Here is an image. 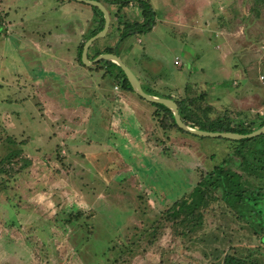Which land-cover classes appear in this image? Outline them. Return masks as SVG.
<instances>
[{
    "label": "rangeland",
    "instance_id": "1",
    "mask_svg": "<svg viewBox=\"0 0 264 264\" xmlns=\"http://www.w3.org/2000/svg\"><path fill=\"white\" fill-rule=\"evenodd\" d=\"M149 1L154 30L128 32L119 48L143 87L174 99L204 92L212 117L264 115V0ZM88 9L0 0V264H221L227 254H264L258 214H236L220 190L193 231L166 214L231 149L251 157L260 138L162 128L156 106L80 63ZM121 19L141 22L138 4ZM108 37L102 46L115 42Z\"/></svg>",
    "mask_w": 264,
    "mask_h": 264
},
{
    "label": "trees",
    "instance_id": "2",
    "mask_svg": "<svg viewBox=\"0 0 264 264\" xmlns=\"http://www.w3.org/2000/svg\"><path fill=\"white\" fill-rule=\"evenodd\" d=\"M103 2L106 6L109 4H117L118 9L117 13L113 14V20L111 18V25L116 27V30H113L107 34L111 41L114 40V35L118 33V37L115 42L105 43L101 45V39L93 42L91 47L93 48L94 55L91 58L106 53V52H116L119 55L120 43L125 39L128 32H144L146 30L151 31L152 27L155 24L156 13L155 10L151 7L149 0H99ZM131 2L138 4L139 9L143 20L128 22L127 20L121 19L123 9L127 7ZM93 11L95 12L93 18V27L88 31L87 39L99 32L105 23V18L103 12L96 6L90 5ZM6 14V13H5ZM7 16L0 13V32H4L3 22L4 18ZM116 19V20H115ZM4 23V22H3ZM124 24V31H120L121 25ZM110 25V26H111ZM128 29V30H127ZM106 35V36H107ZM84 46V41L80 45L79 52V61L88 69H99L96 71H102L103 78L106 75H110L116 80V83L125 90L134 92L126 74L122 68L115 62L111 60H102L94 63L91 66H87L82 61V50ZM90 50V49H89ZM103 63V65L101 64ZM144 90L150 94L163 96L155 92L151 87L150 89ZM138 95V94H137ZM139 96V95H138ZM140 98H143L139 96ZM164 97L174 98L171 95H166ZM206 93H201L196 97H184L181 99H175L179 106V113L181 118L188 125L209 131H232L237 133H249L252 132L264 125V115H256L250 121H242L232 117L231 115L227 116H216L212 117L209 112V107L211 105H203L200 101L206 100ZM146 100V99H145ZM149 102V101H148ZM152 105L156 106L154 111V116L159 117L161 122V127L167 129L175 128L176 130L182 131L183 133L191 134L182 130L176 123L173 112L162 103H153L149 102ZM156 117V118H157ZM194 135V134H192ZM223 138V137H220ZM260 138L261 145L258 146V152L255 150L252 151L251 157H248L250 154L245 151V148H235L233 153H229L226 160L221 164L217 165L212 169L208 174L203 175L198 183L194 186L192 191L187 197L176 200L173 205L167 209V219L173 221L176 224L177 220H180L181 223L185 225L186 230L193 231L198 228L203 222V208L208 206L216 196V191L220 190L222 192V197L227 203V205L235 209V213L240 216H245L248 218L254 219L255 215L258 214L259 224L264 225V216L262 214V206H264V134L259 136L240 139L241 141H247L249 139ZM227 139V138H226ZM259 147H261L259 149ZM238 156L239 161L235 160L232 162V156ZM256 156L257 161L252 160ZM258 155V156H257ZM12 155L5 157L4 161H11ZM230 159V160H229ZM231 161V162H230ZM253 162L251 165L249 162ZM224 163L226 166L224 165ZM230 163L236 164L237 168H232ZM24 164H28L26 159ZM237 169L254 177L255 180L251 181L249 179H244L241 172H238ZM261 208H260V207ZM256 212V214H254ZM261 219V220H260ZM178 225H176L177 229ZM261 240L264 243V233H261ZM221 264H264V254H255L252 256H238L236 254H227L224 256Z\"/></svg>",
    "mask_w": 264,
    "mask_h": 264
},
{
    "label": "water",
    "instance_id": "3",
    "mask_svg": "<svg viewBox=\"0 0 264 264\" xmlns=\"http://www.w3.org/2000/svg\"><path fill=\"white\" fill-rule=\"evenodd\" d=\"M77 1H83L90 5H94L98 7L103 12L104 18H105L104 27L99 32H97L95 35L90 37L87 41H85L84 43L83 50H82V60H83V63H85L87 66H90L102 60H111L117 63L122 68L124 73L126 74L136 94L143 97L149 102L164 104L166 107H168L173 112L177 125L182 130L189 132L191 134H194L197 136L223 137V138L235 139V140L255 137V136L264 134V125L249 133H237V132H232V131H209V130L198 129V128L192 127L188 125L187 123H185L183 119L181 118V115L179 113V106L174 98L157 96V95H153V94L146 92L138 76L120 58V56L116 52L102 53L96 56L95 58L90 59L88 56L89 48L93 44L94 41L100 38H104L108 34V31L111 25V15H110L109 10L107 9V6L99 0H77Z\"/></svg>",
    "mask_w": 264,
    "mask_h": 264
},
{
    "label": "crops",
    "instance_id": "4",
    "mask_svg": "<svg viewBox=\"0 0 264 264\" xmlns=\"http://www.w3.org/2000/svg\"><path fill=\"white\" fill-rule=\"evenodd\" d=\"M117 6V5H116ZM108 7H110V6H107V9L109 10V12H110V15H111V18H112V20H113V14H116L117 13V11H113V7H110V8H108ZM125 9H126V7L123 9V13H122V15L123 14H125ZM81 10V8H74V12H79ZM89 10V9H88ZM91 10V11H90ZM89 10V12L91 13V12H93V9H90ZM82 12L84 13V12H86L85 10H83L82 9ZM86 20H87V24L85 25V26H83L82 28H81V32H83V33H85V32H88L92 27H93V22L91 21V20H89V18L88 17H86ZM155 24H156V22H155ZM155 24H154V26L152 27V30H154V28H155ZM151 30V31H152ZM140 40V39H139ZM124 41V40H123ZM122 41V42H123ZM121 42V43H122ZM121 43H120V47H121ZM123 49H127V52L126 53H124V54H126V56L124 55V57H130L131 56V53H130V50L128 49V48H126L125 46H123ZM88 56H89V52H88ZM89 58H90V56H89ZM91 59V58H90ZM93 59V58H92ZM178 59V58H177ZM176 60V59H175ZM93 65V64H92ZM91 66V65H90ZM139 67H141V66H139ZM88 69V68H87ZM95 72H97V71H95ZM101 73V72H100ZM99 73V74H100ZM137 76H138V78L140 79V81H141V79H142V77H141V75L139 74V72H138V74H136ZM153 75H155V74H153ZM160 76V75H159ZM152 77V76H151ZM143 81V80H142ZM114 89L115 90H118V89H120V86L118 85V84H116L115 86H114ZM132 92V91H131ZM160 95H163V97L164 96H166V95H172L173 96V94H171L170 93V91L169 92H167V93H165V94H160ZM150 105H152L151 103H150ZM155 108V106H153V108H151L150 110L152 111L153 109ZM231 140H233V139H231ZM229 141V142H231L232 143V141ZM233 144V143H232ZM233 151H234V149H231L229 152H231V153H233Z\"/></svg>",
    "mask_w": 264,
    "mask_h": 264
},
{
    "label": "built area",
    "instance_id": "5",
    "mask_svg": "<svg viewBox=\"0 0 264 264\" xmlns=\"http://www.w3.org/2000/svg\"><path fill=\"white\" fill-rule=\"evenodd\" d=\"M175 64H176V65H179V64H180V60H179V59H176V60H175Z\"/></svg>",
    "mask_w": 264,
    "mask_h": 264
}]
</instances>
